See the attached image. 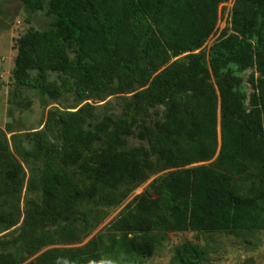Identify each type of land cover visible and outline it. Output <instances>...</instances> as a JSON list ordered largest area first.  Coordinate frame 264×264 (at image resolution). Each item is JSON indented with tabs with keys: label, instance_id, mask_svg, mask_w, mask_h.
<instances>
[{
	"label": "trees",
	"instance_id": "16d2710c",
	"mask_svg": "<svg viewBox=\"0 0 264 264\" xmlns=\"http://www.w3.org/2000/svg\"><path fill=\"white\" fill-rule=\"evenodd\" d=\"M16 1L50 22L17 40L15 87L50 101L72 95L75 105L49 112L44 128L24 137L30 150L14 138V154L38 162L28 190L40 200L0 240V264H104L144 230H264V0H233L205 53L227 0ZM110 96L122 100L119 117L92 126V103ZM158 107L162 118L152 122ZM129 138L145 146L127 148ZM21 173L0 143V195L20 194ZM152 176L110 224L109 245L99 235L72 247L96 227L91 206L121 205ZM5 215L2 233L16 224L12 209ZM174 252L178 264L204 257L188 243Z\"/></svg>",
	"mask_w": 264,
	"mask_h": 264
},
{
	"label": "rangeland",
	"instance_id": "374dc122",
	"mask_svg": "<svg viewBox=\"0 0 264 264\" xmlns=\"http://www.w3.org/2000/svg\"><path fill=\"white\" fill-rule=\"evenodd\" d=\"M232 2L233 0H227L219 7L216 30L207 40L201 52H207L211 44L228 26ZM49 22L50 20L44 12L30 14L16 0H0V143L9 148L10 154L14 158V164L20 166L23 171V174L20 175L23 179L20 194L14 197L0 195V218H2L0 219V240L8 238V233L19 230L23 224L25 213L34 208L30 205V201L39 203L40 200L38 191L28 190L31 172L36 169L38 162L32 159L24 160L22 157L16 156L13 152L14 138L21 137L20 146L24 151L30 150L31 145L24 137L43 129L49 112L63 111L65 108L75 105L72 95H65L57 101H50L37 91L24 87L16 88L14 85L12 70L17 40L29 30L39 32L46 30ZM251 73H253L252 70H247L240 75L246 94L251 92L247 83ZM48 81L57 82V75L49 74ZM121 102V98L115 96L106 97L102 102H88L92 103L95 109L91 121L92 126L104 116L119 117ZM162 114L161 107L150 111V121L160 120ZM139 146H145V144L134 138L127 139V148ZM155 177L152 176L136 188L121 205L116 207L91 206L92 222L96 224V227L88 237L82 238V233H80L81 241L72 247H81L99 235L102 236L103 243L109 245L105 237L109 233L110 224L117 219L122 209L134 197L148 189V184ZM10 209H12L16 224L2 233V223L8 219L5 213ZM75 218L77 226L81 228L77 214H75ZM116 240H119V237H116ZM185 243L204 252L201 264H264V230L230 231L222 234L164 233L162 237L155 236L154 231L144 230L137 235H128L127 241L121 247L103 256V261L104 264H178L174 249ZM33 258H29L25 263Z\"/></svg>",
	"mask_w": 264,
	"mask_h": 264
}]
</instances>
